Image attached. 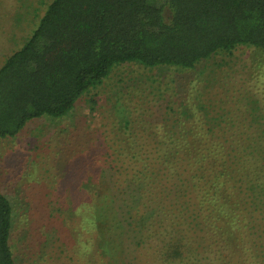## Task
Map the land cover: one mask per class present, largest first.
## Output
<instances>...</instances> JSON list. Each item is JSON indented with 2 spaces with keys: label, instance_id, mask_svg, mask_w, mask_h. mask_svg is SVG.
Returning a JSON list of instances; mask_svg holds the SVG:
<instances>
[{
  "label": "trees",
  "instance_id": "trees-1",
  "mask_svg": "<svg viewBox=\"0 0 264 264\" xmlns=\"http://www.w3.org/2000/svg\"><path fill=\"white\" fill-rule=\"evenodd\" d=\"M239 46L264 52V0H52L0 67V138L16 137L34 119L65 117L117 66L193 70ZM193 106L184 118L141 131L126 122L116 131L107 167L112 189L132 193L128 211L103 205L86 217L81 209L80 224L98 239L113 223L168 264H238L245 256L260 264L264 238L253 234L264 232V122L256 120L263 118L249 114L245 123L257 131L238 132L235 111H225L210 140L200 118L189 123ZM52 211L68 219L78 212ZM12 228L13 207L0 193V264H16ZM196 234L206 238V256L198 259L204 245L192 243ZM216 237L235 247L234 255L224 249L231 258H216Z\"/></svg>",
  "mask_w": 264,
  "mask_h": 264
},
{
  "label": "rangeland",
  "instance_id": "rangeland-1",
  "mask_svg": "<svg viewBox=\"0 0 264 264\" xmlns=\"http://www.w3.org/2000/svg\"><path fill=\"white\" fill-rule=\"evenodd\" d=\"M51 1L0 0V67L32 34ZM194 103L198 110L191 111L195 115L189 123L200 118L210 129V140L217 139L224 124L219 120L223 112L232 109L238 132L257 131L244 118L253 114L264 122V52L239 46L232 55L213 56L193 70L117 66L65 117L34 119L16 137L0 138V193L13 207L10 244L16 264H168L158 250L141 247L139 236L117 232L113 223L107 236L97 239L92 228H82L79 213L84 209L91 217L93 209L95 214L103 205L116 214L128 211L132 193L112 189L107 167L110 144L124 123L141 131L148 123L157 126L164 119H179L185 110H194ZM143 136L148 140L146 133ZM52 208L78 212L68 219ZM253 235L264 238V232ZM195 237L192 243L204 245L196 249L195 258L205 257L206 238ZM100 240L105 252L101 254ZM216 240V258L232 257L224 250L227 246L235 254L233 245ZM238 264H253V259L245 256Z\"/></svg>",
  "mask_w": 264,
  "mask_h": 264
}]
</instances>
